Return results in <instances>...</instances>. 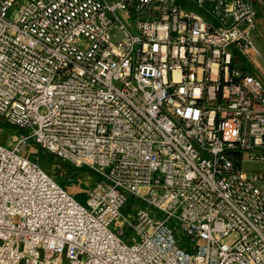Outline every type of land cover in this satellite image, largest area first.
<instances>
[{"label":"built area","instance_id":"1","mask_svg":"<svg viewBox=\"0 0 264 264\" xmlns=\"http://www.w3.org/2000/svg\"><path fill=\"white\" fill-rule=\"evenodd\" d=\"M256 26L252 0H0V118L28 131L0 143V264H264V83L231 50ZM30 139L101 178L85 203Z\"/></svg>","mask_w":264,"mask_h":264},{"label":"rangeland","instance_id":"2","mask_svg":"<svg viewBox=\"0 0 264 264\" xmlns=\"http://www.w3.org/2000/svg\"><path fill=\"white\" fill-rule=\"evenodd\" d=\"M193 7L198 11H201V12L203 11V9H201V8H198L196 6H193ZM14 11H15V9L12 8L10 11V14H14ZM120 15L122 16V18L124 20H126V15L124 13L120 12ZM255 29L250 34V38H251L252 42L256 45V47L262 52V54L260 56L257 55L252 49L244 50V49L237 47L236 45H232L231 50H233L235 52V55H237L243 63H245L246 65H249L250 66V72L255 74L257 77H259L262 80V82L264 83V37L261 36L258 33V31ZM112 34H113L114 38H118L120 36L119 31L117 29L112 30ZM2 122L5 123L6 125H8V123H6L4 121H2ZM22 133L26 134V133H28V131L26 129H22ZM32 142H33L32 139L28 140L27 146L24 148V150H26L29 157H32V159L39 162L41 164V166L49 174H51L55 179H57L56 178V169L58 170V173H61L60 172L62 169L61 167L63 165H66L67 166L66 169H69V171H72L73 176H79V178H83V181L85 183H87V185L89 186V189L93 188L96 185L97 181L101 180V178L97 174H95L91 170L87 169L86 167H84V166L83 167H78V166L75 167V166L71 165L70 163L64 161L63 159L57 157L55 154H52L50 152H49L50 153V159H47L45 157L46 152L40 154L39 152L37 153V151H35V149L33 147H31V148L29 147V145ZM34 154H35V158H34ZM57 162H58V165H55V164H57ZM260 167H261V165H258L255 163H247L245 165V169H247V170L258 169ZM52 168H54V173L51 172ZM79 200L82 203L86 202V198L79 199ZM142 206H144V204H142ZM129 210H130L129 208L123 209L124 213H126V214L129 213ZM124 231H125V234L123 235L124 239H127L128 237H137L136 234L134 232H132V230L128 226L124 227ZM176 231H177V237H178L179 241L181 243L185 244V242L183 241V236L180 235V233L178 232V229H176ZM181 233L184 234L183 231H181Z\"/></svg>","mask_w":264,"mask_h":264},{"label":"crops","instance_id":"3","mask_svg":"<svg viewBox=\"0 0 264 264\" xmlns=\"http://www.w3.org/2000/svg\"><path fill=\"white\" fill-rule=\"evenodd\" d=\"M252 1L257 9V26L255 30H257L258 33L264 37V0H252ZM23 134L24 133H22L21 128L17 126L16 127L11 126L9 124L6 125L1 121L0 118V143L7 146H12ZM29 147L30 148L33 147L35 151H37V153L39 152L40 154L46 152L47 154L45 153V157L47 159H50V153L39 147L34 142H32L29 145ZM23 153L29 157L26 150L23 149ZM34 158H35V154H34ZM55 165H58V162ZM66 167H67L66 165H63L61 167L62 168L60 171L61 173H58V170L56 169L57 180L77 199L86 198L88 194L89 186L87 185V183L83 181V178H79V176H73L72 171H69V169H66ZM51 172L54 173V168L51 169Z\"/></svg>","mask_w":264,"mask_h":264},{"label":"trees","instance_id":"4","mask_svg":"<svg viewBox=\"0 0 264 264\" xmlns=\"http://www.w3.org/2000/svg\"><path fill=\"white\" fill-rule=\"evenodd\" d=\"M234 64H237L242 67L245 71L250 72V66L243 63L237 55L235 56Z\"/></svg>","mask_w":264,"mask_h":264}]
</instances>
